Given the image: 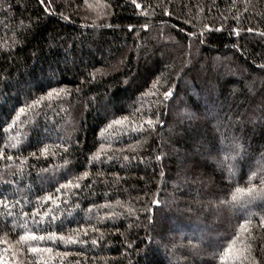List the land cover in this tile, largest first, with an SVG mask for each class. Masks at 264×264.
I'll use <instances>...</instances> for the list:
<instances>
[{"label": "trees", "instance_id": "1", "mask_svg": "<svg viewBox=\"0 0 264 264\" xmlns=\"http://www.w3.org/2000/svg\"><path fill=\"white\" fill-rule=\"evenodd\" d=\"M262 222L264 0H0L2 264H264Z\"/></svg>", "mask_w": 264, "mask_h": 264}, {"label": "snow or ice", "instance_id": "2", "mask_svg": "<svg viewBox=\"0 0 264 264\" xmlns=\"http://www.w3.org/2000/svg\"><path fill=\"white\" fill-rule=\"evenodd\" d=\"M41 2L43 3L44 0H41ZM137 7H140V5L137 4ZM61 91H63V90H61ZM51 95H52V93H49V96H51ZM170 95H171V92H166V93H165V96H166V97H167V96H170ZM21 111H23V109H21ZM17 119H19V117H17ZM125 119H127V118L125 117ZM114 123H115V124H120L121 121L117 120V121H114ZM148 123H151V121H149ZM108 127L111 128V127H112V124H109ZM14 146H15V145H13V147H14ZM97 158H98V154H97ZM158 158H159V157H158ZM9 159H11V157H9ZM84 175L86 176L87 173H85ZM70 186H72V182H71V181H69V183L63 185L62 187H64V188H68V187H70ZM75 187H79V184H78V183L75 184ZM57 191H59V189H57ZM254 191H255L254 188H249V189L247 190L248 194H250V195H251L252 193H254ZM244 192H245V189H240V188L236 189V194H233V195L231 196V200H232L233 202H239V201L241 200V197H240V195H238V194H239V193H244ZM48 199H52V197H48ZM53 202H54V201H53ZM5 207H7V205H5ZM35 215H37V213H33V216H35ZM44 215L47 216V215H48V212H45ZM41 219H43V217H41ZM53 219H55V217H53ZM261 226L264 227V222L261 223ZM241 230H244V229H243V225L241 226ZM56 239H57V236H56L55 233H51V234H49V235H47V236H45V235H35V234H32V235L25 234V235H21V236L19 237V241H24V242H27V241H29V240H33V241H41V242H43V241H45V240H51L53 243H55V240H56ZM58 239H60L61 241H65V237H64L63 235H60V236L58 237ZM237 239H239V237H236V239H233V240L231 241V244H232V245L236 244ZM68 240H71V238L69 237ZM19 241H18V242H19ZM66 242H67V241H66ZM72 242H75V241H72ZM93 243H95V241H93ZM249 247H250V245H249ZM28 250H29L30 252H33V253H34V252H37V251H42V252H43V251H47V252H51V251H52V249H51L50 247H49V248H43V247L32 246V245H29V246H28ZM228 251H231V246H229ZM63 255H68V253L65 252V253H63ZM0 264H2V262H0Z\"/></svg>", "mask_w": 264, "mask_h": 264}, {"label": "rangeland", "instance_id": "3", "mask_svg": "<svg viewBox=\"0 0 264 264\" xmlns=\"http://www.w3.org/2000/svg\"><path fill=\"white\" fill-rule=\"evenodd\" d=\"M175 119H176L178 122H179V121L181 122V121H183L184 118H182V116H181V115L179 116V114H178V115H176ZM212 240H213L214 243L217 242V241H216V240H217L216 237H213Z\"/></svg>", "mask_w": 264, "mask_h": 264}]
</instances>
